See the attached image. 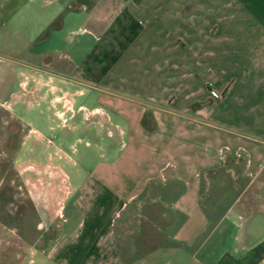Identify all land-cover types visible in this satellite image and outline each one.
I'll return each instance as SVG.
<instances>
[{
	"label": "crops",
	"instance_id": "1",
	"mask_svg": "<svg viewBox=\"0 0 264 264\" xmlns=\"http://www.w3.org/2000/svg\"><path fill=\"white\" fill-rule=\"evenodd\" d=\"M44 84L100 113L44 264H245L264 243V0H0V117L53 130Z\"/></svg>",
	"mask_w": 264,
	"mask_h": 264
},
{
	"label": "rangeland",
	"instance_id": "2",
	"mask_svg": "<svg viewBox=\"0 0 264 264\" xmlns=\"http://www.w3.org/2000/svg\"><path fill=\"white\" fill-rule=\"evenodd\" d=\"M44 86V105L54 113L53 130L46 118L34 117L35 112L33 125L41 131L11 110H4L0 117V264H44L47 255L51 258L53 245L64 236L63 226L68 224L71 187L66 171L72 183L82 154L90 160L98 157V148L86 144L87 138L99 136L89 124L94 121L96 129L95 117L100 114L82 96L87 87ZM76 122L81 123L80 133L70 135ZM115 139H119L117 131ZM96 143L100 145L101 140ZM232 250L236 257L244 252L241 242L234 243ZM248 253L252 257L247 262H255L264 255V243Z\"/></svg>",
	"mask_w": 264,
	"mask_h": 264
}]
</instances>
